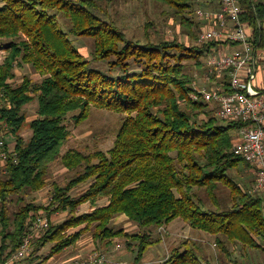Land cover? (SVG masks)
<instances>
[{
  "label": "trees",
  "instance_id": "1",
  "mask_svg": "<svg viewBox=\"0 0 264 264\" xmlns=\"http://www.w3.org/2000/svg\"><path fill=\"white\" fill-rule=\"evenodd\" d=\"M212 1L203 7L218 10V2ZM162 2L188 33V46L162 37L157 42L130 39L115 21L106 20L94 0H2L0 49L7 56L0 64V101L5 102L0 121L10 129L16 155L0 166L1 262L13 257L32 234L33 222L43 215L49 226L32 239L30 254L21 263L60 258L90 234L97 249L108 250L122 240L132 255L131 264H141L145 254L162 243L153 231L175 219L193 231L214 236L220 250L225 251L222 238L264 249L257 241H264V200L230 175L241 165L253 169L233 154V139L244 124L220 119L217 103L194 101L196 82L182 63L195 62L202 76L217 43H197L198 34L192 29L199 33L203 22L197 16L198 21H192L187 14L199 1ZM238 2L240 21L252 32L251 44L264 47V0ZM71 37L92 41L90 60ZM26 65L42 81L35 84L25 76L15 86L11 83L15 70ZM33 101L37 116L28 123L31 136L24 141L20 135L27 123L23 108ZM90 107L120 115L112 147L106 152L76 148L61 152L69 136L67 117L73 114V121L80 124ZM55 160L67 171L80 170L64 186L52 184L46 207L19 197L46 187L48 168ZM84 185V192L72 196L74 189ZM219 185L230 192V208L219 207L215 196ZM202 190L217 210L204 208L196 193ZM15 195L24 204L10 216L6 204ZM103 199L106 204L99 206ZM85 204L91 211L78 213ZM60 212L65 219L53 222L52 215ZM122 215L143 231L128 234L113 228V220ZM46 246L48 254L37 255ZM196 250V244L186 240L172 247L163 264H210Z\"/></svg>",
  "mask_w": 264,
  "mask_h": 264
},
{
  "label": "rangeland",
  "instance_id": "2",
  "mask_svg": "<svg viewBox=\"0 0 264 264\" xmlns=\"http://www.w3.org/2000/svg\"><path fill=\"white\" fill-rule=\"evenodd\" d=\"M101 5V13L107 19L115 21L118 26L122 28L128 38L139 39L145 41L146 38L150 41H158L160 37L167 41H184L185 45H189V36L185 28L180 24L178 18L175 16L173 11L165 5L162 0H94ZM199 1L191 10L190 14H187L192 21H198L194 14L197 9L208 10L211 7H203V4L207 2L212 3V0H193L195 3ZM2 0H0V6ZM207 8V9H206ZM193 11V12H192ZM63 23L64 29L67 30L68 26L65 20L59 19ZM264 26V25H263ZM262 26V27H263ZM192 30L195 34H198L197 28L194 27ZM67 32V31H66ZM75 46L78 47L81 54L88 60H90V51L92 48V41L90 39H76L71 37ZM7 52L0 49V64L6 58ZM185 70L190 73L191 77H194V82L201 81V74L196 70V64L192 61H183ZM206 63V61H205ZM99 69L105 68L100 64H93ZM198 74V75H196ZM27 76L35 84L40 83L43 79L38 73H36L31 66H23L15 70V79L11 81L15 86L22 82L23 77ZM198 77L199 79H197ZM38 105L36 101L28 103L24 108L23 112L26 116V122L20 131L24 141H28L31 136V131L28 123L31 122L37 116ZM76 114V113H75ZM70 114L66 119V125L68 126L69 136L67 141L63 144L61 152H64L70 148H76L79 151L90 152L94 150H100L103 152L108 151L114 142L115 133L120 125V115L105 109H98L90 107L88 117L81 122L76 124ZM235 139H233V142ZM80 170V169H79ZM67 171L59 160L52 162L48 168L47 174V185L42 190L21 195L25 201L34 202L36 205H43L46 207L50 202V193L52 184L57 183L60 186H64L71 178L75 177L79 171ZM81 172V171H80ZM231 177L235 180L240 187L244 190L250 191L253 189L256 173L254 169H248L244 166H238L233 169L230 173ZM86 185L77 187L71 194L74 197H78L82 192L85 191ZM198 197L202 200L203 206L206 210H217L213 205L205 191H197ZM216 200L221 209L230 208L232 200L230 192L223 185H219L215 192ZM18 196H12L9 202L6 204L7 210L10 216L16 212L20 206L24 203H18ZM107 200L103 199L98 202L99 206L106 204ZM1 207V204H0ZM91 211L88 204L82 205L78 208V213H84ZM65 213H54L52 215L53 222H61L65 219ZM120 217V216H119ZM118 218V217H117ZM114 219L112 226L115 229H123L128 234L139 233L138 226L130 222L126 216L122 215L119 219ZM155 238L161 237L162 243L153 246L144 256L142 264H163L170 253L172 247H180L181 244L190 240L196 244L197 253L200 257L204 256L209 260L210 264H264V249L242 247V244L229 243L222 238V242L225 245V251L220 250L216 244V238L209 234L200 233L193 231L186 223L181 219H175L169 225L158 228L153 231ZM92 239V235L88 234L83 236L81 242L83 248L87 249L83 253L77 252L75 254L67 253L63 254L60 258L51 259L54 261H48L43 264H56L63 261L73 259H86L95 250L100 253L104 252L109 263L106 264H131L133 261L131 253L125 248L122 240H118L117 244L119 248L110 246L105 250L97 249L96 244ZM260 245L264 247V241L257 240ZM1 242V236H0ZM89 247H93L92 252L89 251ZM92 248V249H93ZM78 250V249H75ZM49 252V246L41 249L37 255L46 256ZM74 252V251H73ZM81 255V256H76ZM23 260V259H21ZM21 260H13V264L20 262L19 264H30V262L21 263ZM35 260L34 262H36Z\"/></svg>",
  "mask_w": 264,
  "mask_h": 264
},
{
  "label": "built area",
  "instance_id": "3",
  "mask_svg": "<svg viewBox=\"0 0 264 264\" xmlns=\"http://www.w3.org/2000/svg\"><path fill=\"white\" fill-rule=\"evenodd\" d=\"M216 1L218 10L196 11V16L203 22L197 43L202 45L214 42L217 45L206 59L207 70L201 76V81L193 84L191 98L204 103H217V116L220 119L244 124L235 134L233 154L253 167L256 180L250 193L260 195L264 200V88L257 80L264 53H257L250 42L248 28L240 21L242 10L238 0ZM3 105L5 102L0 101V107ZM11 138L9 127L0 121V166H4L11 156L16 155L15 141ZM48 226L49 219L45 215L37 217L31 226L32 234L24 239L21 248L12 258L0 261V264H13V260L27 257L32 239L40 237ZM109 262L105 253L94 251L86 259L56 264Z\"/></svg>",
  "mask_w": 264,
  "mask_h": 264
},
{
  "label": "crops",
  "instance_id": "4",
  "mask_svg": "<svg viewBox=\"0 0 264 264\" xmlns=\"http://www.w3.org/2000/svg\"><path fill=\"white\" fill-rule=\"evenodd\" d=\"M249 39H251V29H249ZM255 50L257 51V53H264V47H258L256 46L255 47ZM257 80L259 81L260 85L264 88V61H261L260 62V66H259V72H258V77H257ZM121 217V216H120ZM120 217H118L117 219H119ZM93 242V241H92ZM93 247H89V251L92 252V250H94V248L92 249ZM75 249H78V250H75ZM88 249V248H87ZM87 249L83 248V243L81 242V240L78 242V244L76 245V247L74 248H71L67 253H77V252H80V253H83L84 251H86ZM74 251V252H73ZM76 256H81V255H76ZM144 259V258H143ZM145 260V259H144ZM64 262V261H63ZM142 264V262H141ZM143 264H146V263H143Z\"/></svg>",
  "mask_w": 264,
  "mask_h": 264
}]
</instances>
